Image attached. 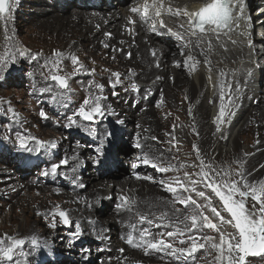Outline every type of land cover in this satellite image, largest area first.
<instances>
[{
	"label": "bare ground",
	"instance_id": "6f19581e",
	"mask_svg": "<svg viewBox=\"0 0 264 264\" xmlns=\"http://www.w3.org/2000/svg\"><path fill=\"white\" fill-rule=\"evenodd\" d=\"M27 1L11 0L10 16L6 21L0 19V49L16 52L15 61L22 59L27 63L31 70L30 91L56 99L54 105L67 109L68 122L75 120L72 126L77 129H85L78 115L84 99L99 96L104 109V114L96 119L103 124L96 141H86L79 135L68 137L61 155L62 159H69V164L54 174L52 204L37 206L32 218L41 223L55 212H66L72 226L79 225L91 232L109 247L113 258L126 256L127 261L120 258V264H155L149 257L157 255L177 259L168 253L127 243L129 234L134 236L148 228L153 235L164 232L161 238L176 247L189 246L176 242L179 237L166 236L174 230L171 221L167 227L156 221L162 214L174 213L176 209L186 214L185 206L173 203V194L160 181L176 176L183 179L185 172L197 180L194 173L200 171L201 159L214 170L209 172L210 176L221 174L218 157L225 151V163L232 165L229 168L226 165L222 171L221 176L227 173L226 180L235 181L239 173L246 176L249 168H255L248 182L252 185L264 182V49L257 47L264 45V0H251L250 12L245 10L246 18L238 29L234 27L228 35H216L207 28L205 36L192 34L190 18L212 0H157L162 7L155 30L151 22L141 20L140 13L131 12V8L141 6L145 0H132L129 4V0H114L117 7L111 4L113 0H34L35 9ZM259 10L263 12L260 14ZM149 15H152L151 9ZM20 18L37 21L29 30H24L20 28ZM5 28L9 41L5 39ZM172 33H179L182 38ZM248 40H253L254 45L249 46ZM16 45H23L22 57ZM57 52L61 54L58 58ZM189 55L193 60H187ZM7 69L8 66L3 70ZM115 73L120 74L118 83ZM52 75L66 78L65 92L53 84ZM44 88L52 91L42 93ZM222 93L226 115L218 121ZM113 122L127 132L124 143L118 139L116 143L109 141L106 128ZM220 123L222 131L216 135ZM231 133L230 146L224 148L222 145ZM137 142L140 148L135 146ZM119 149L127 155L120 157L127 163L123 167L112 158ZM73 155L77 161L71 160ZM95 155H99L100 167L88 171ZM141 156L165 167L171 162L176 170L159 173L143 165ZM243 160L246 163L241 167ZM149 176L152 180L143 178ZM196 188L206 190L202 184ZM16 192L0 188V240L5 246L10 243L6 237L25 240L24 245L14 250V264H45L28 259H37L49 251L47 232L30 217L11 230L12 222L18 218L14 210L18 202L23 204L16 199ZM191 195L199 204L204 200L195 193ZM122 197L127 198L126 204ZM202 211L205 215L208 212L221 231L226 233L231 229L230 225L221 224L210 208L202 207ZM141 216H147L160 227H150L147 221H141ZM110 225L116 229L121 227V231L116 230L115 238L108 239ZM50 226L55 237L58 222L52 220ZM206 231L212 232L205 228L203 234ZM216 233L218 242L220 233ZM33 237L37 238L39 247L31 243ZM204 250L198 249L191 255ZM7 262L0 259V264Z\"/></svg>",
	"mask_w": 264,
	"mask_h": 264
},
{
	"label": "rangeland",
	"instance_id": "374dc122",
	"mask_svg": "<svg viewBox=\"0 0 264 264\" xmlns=\"http://www.w3.org/2000/svg\"><path fill=\"white\" fill-rule=\"evenodd\" d=\"M33 2L34 0L27 1L31 9H35ZM130 2H132V0H129L127 4ZM111 4L117 7V3H115L114 0L111 1ZM19 21H21L19 24L21 29L29 30L37 20L34 22L20 18ZM22 35H24V33ZM16 48L20 51L23 45H16ZM2 53H4V50L1 48L0 54ZM28 73H31V70L22 59L14 63L10 62L7 70L0 71V188L2 190L13 189L17 191L16 199H20L23 202L22 205L18 202V207L14 210L18 218L12 222L11 230L17 228L18 224L29 217L31 220L37 222L35 218H32V212L36 210V207L44 206L45 203L52 204L50 201L53 200L52 187L54 186L53 182L55 175L51 172V167L54 163L62 160L61 153L67 145L66 142L68 137L70 135H79L86 141H96L99 135L98 129L103 126L101 122H97L96 120L94 122H86L79 117V119L83 121L85 129H77L74 126L69 127L67 109L64 106H55L56 99L54 100L53 97L32 93L28 88V80L30 77ZM149 82L151 83L153 80ZM53 84L56 85L61 92L67 90L61 88L56 81H53ZM41 111L46 113V118L40 116ZM221 126L220 123L216 135L222 131ZM106 130L107 133H112L111 138H108L109 141L116 143L118 139L121 143H124L123 139L127 137V132L122 130L120 125L113 122ZM17 134L25 138L26 147L31 149V151H27L19 146ZM235 134H239V128L235 130ZM231 136L232 133L229 135L227 142L224 143L225 145H222L224 148L230 146ZM40 141L44 142V147H40ZM123 152L122 149H119L117 150V154L112 157L118 163L119 167L127 165L124 159L120 158L121 156L126 158L127 155ZM223 152L224 153L219 154L218 157L221 174L223 173L224 167L227 165L226 163H228V161L225 163L226 152ZM129 153H132V151ZM98 156L91 160L92 168H89L88 171L100 167ZM245 163L246 161L243 160V162L240 163L241 167H244ZM227 166L228 168L232 167V165ZM254 171L255 168H249L246 171V176L240 173L238 174L235 181L239 182L237 186L240 187L241 190H249L245 188L244 185L245 182L252 185L248 180L251 175H253ZM82 176L84 178L86 177L84 173H82ZM61 181H64V179L61 178ZM227 181L231 182L230 180ZM203 191L206 193V197L211 199L212 206L216 207L217 210L224 215V219L226 221L231 219L230 214L222 211L221 202L211 189L209 188ZM247 203L248 206H251L254 201L249 197L247 198ZM206 204L207 199L204 198L201 205L205 206ZM24 205L26 206L25 209L23 208ZM257 207H259L258 204ZM59 212L60 211L55 212V215L52 217L44 218L41 223L37 222L38 227L47 232L46 236L49 239L48 245L50 249L45 254L41 253L37 259H35V257H30L28 259L30 262L39 261L45 264H74V261H77L76 264H120V258H122L123 261H127L126 256L113 258V252L109 247L83 227L80 228V235L73 236L76 228L74 226H66L63 223V219L58 215ZM166 213L167 217L163 221H161V219H156V221L164 225H169L170 221L172 223L171 215H173V212ZM52 220L58 222V226L55 230V237L51 235L52 229L50 221ZM225 224L231 227L226 233H235L234 231L236 230L231 224ZM116 230L121 231V227L116 229L110 225L106 233L107 238H115ZM204 234L213 237L217 236L215 230H212V232L206 231ZM134 236H138V233H135ZM73 240L75 241L74 243L71 242ZM204 249L203 253L199 252L191 256H183L179 260L158 255L148 257L150 261L155 264H185L188 261H192L193 264H216L215 256L217 253L215 250L210 249L207 245ZM139 258L141 257L138 256V259ZM4 264H14V261ZM245 264H264V254L248 255L245 258Z\"/></svg>",
	"mask_w": 264,
	"mask_h": 264
},
{
	"label": "snow or ice",
	"instance_id": "6c2138e0",
	"mask_svg": "<svg viewBox=\"0 0 264 264\" xmlns=\"http://www.w3.org/2000/svg\"><path fill=\"white\" fill-rule=\"evenodd\" d=\"M161 7L162 4H158L157 0H152V3H149L148 0L139 6L131 8V12L140 13L141 20L145 23L151 22L153 30H155L156 18L161 16ZM246 7V0H212L211 3L207 4L199 13L190 18V24L193 29H198L200 32L205 31V26L208 27V30L215 33L216 35L224 34L228 35L229 32H232L234 27L238 29L239 24L246 17L244 15ZM150 9L152 10V15H149ZM167 11L172 13V9L168 8ZM11 14V5L9 0H0V19L7 20ZM177 14V13H173ZM130 22L134 23V21ZM163 26V21L160 22ZM171 32V29H168ZM178 39H181L179 33H172ZM193 35H196L195 30L192 32ZM238 34L243 35V32H238ZM110 35V34H109ZM5 39L6 41L10 40V37L7 36V29L5 28ZM25 53L20 50L19 55L23 56ZM16 52L5 51L0 54V71H2L8 64L14 63L16 60ZM56 57H60V53L57 52ZM130 55V54H129ZM73 61L76 62L77 58L72 57ZM188 61L193 60V57L189 55L187 57ZM58 62V61H57ZM179 66V64L177 65ZM31 75V73H28ZM117 77V83L119 82V73L114 74ZM223 76L224 74L221 73ZM52 81L59 83L61 88L67 89L68 83L65 77L60 75H52ZM102 89V85L99 86ZM134 90L137 89L135 84L132 85ZM51 88H44L43 92H51ZM220 111L218 116V121H222L226 115V106L224 103V94H221L220 97ZM104 114V109L101 105V97L95 96L92 98H86L83 100L82 105L78 109V115L82 118L83 121L94 122L98 117ZM42 118H46V113L44 111L40 112ZM75 120H71L69 127L72 124H75ZM118 123H123V121H118ZM95 134V133H93ZM107 137L110 139L112 133L108 132ZM140 137L137 134V141ZM153 140H157L156 137H152ZM17 140L19 141V146L24 148L27 151H31L26 147L25 138L17 134ZM172 143V141H169ZM40 147H44L45 144L43 141L39 142ZM137 148H140L141 145L139 142L135 144ZM99 154V148L96 149ZM199 157V152H197ZM77 156L73 155L71 157L72 161H77ZM143 165L151 166L159 173H166L170 170H176L175 166L169 162L167 167L162 164L153 163L152 160L147 158V156L140 157ZM156 160H160V157H155ZM69 164V159H62L59 164H54L51 167V172L53 174L57 173L58 168L61 166H67ZM134 165L133 167H137ZM184 167V165H181ZM200 171L194 173L198 177L197 180H193L191 175L187 172L184 173L183 179L176 176L168 181H160L161 184L167 186V191L173 194L174 202H179L181 205L185 206L186 214H180L179 209H176L172 217V226H174L173 231H168L166 233L167 237L179 239L176 241L181 245L188 244V247H176L173 242H168L164 238L165 233L160 232L153 235L149 232L148 228H143L139 231L138 236H133L129 234L127 236V243L133 247H145L162 253H168L171 256L176 257L178 260L187 255H191L198 249H203L207 245L210 249H214L217 255L215 256L216 264H245V258L248 255H259L264 254V182L259 183L258 185H249L245 182V188L249 190H241L238 187V181H227L224 177L227 176V173H224V176H221L217 172L214 176H210L209 172L214 171L211 165H205L201 159L199 165ZM205 169H208L207 171ZM75 172V168L72 169ZM47 174V173H46ZM138 178H140L138 176ZM144 179L152 180V177H143ZM173 182L175 186H173ZM202 184L205 189H211L215 196L219 199L222 205V211L230 214L231 219L225 220L221 216L220 211L216 207L211 205V199L206 197L204 191H197L196 185ZM191 193H195L196 196L200 198L207 199V204L204 207L210 208L213 216L219 217L220 223L231 224L236 230L235 233H225L221 231L216 223L213 222L207 215L202 211V205L193 198ZM251 197L254 203L251 206H248L247 198ZM122 200L127 203V198L122 197ZM257 204L259 207H257ZM55 215V213H53ZM58 215L63 219V223L66 226L71 227V222L68 219L67 213L60 211ZM167 217V213L161 215L160 219L163 221ZM141 221H147V224L150 227H160L158 224H154L153 220L148 219L147 216H141ZM190 221V224H189ZM184 225L181 228L179 225ZM165 227L169 226L168 224L164 225ZM211 229L220 233L219 241L217 242L216 238L203 234V230ZM187 239H183L185 234ZM199 233L200 235H197ZM79 225H76V231L73 233V236L80 235ZM10 240V243L5 246L4 241L0 240V259L6 261H13L14 259V250L20 248L25 244L23 239H15L11 237H6ZM203 241V242H200ZM74 243L75 241H71ZM31 243L34 247H39L37 238L33 237ZM123 251V250H121Z\"/></svg>",
	"mask_w": 264,
	"mask_h": 264
},
{
	"label": "water",
	"instance_id": "95a60500",
	"mask_svg": "<svg viewBox=\"0 0 264 264\" xmlns=\"http://www.w3.org/2000/svg\"><path fill=\"white\" fill-rule=\"evenodd\" d=\"M9 3H10V5H11V0H9Z\"/></svg>",
	"mask_w": 264,
	"mask_h": 264
}]
</instances>
